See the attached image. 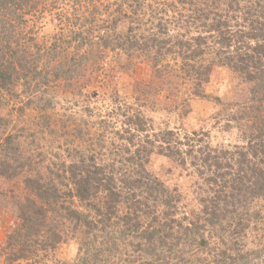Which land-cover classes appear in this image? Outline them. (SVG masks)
<instances>
[{"label": "rangeland", "instance_id": "rangeland-1", "mask_svg": "<svg viewBox=\"0 0 264 264\" xmlns=\"http://www.w3.org/2000/svg\"><path fill=\"white\" fill-rule=\"evenodd\" d=\"M167 2L28 0V5L15 14L9 7L11 1L6 0L5 7L0 3V27L4 21L14 25L13 35L0 38V62H16V54L26 56L13 83L0 85L1 126L25 154L10 169L16 171L14 176L0 174V249L7 235L20 226L22 206L29 201L41 203L25 185V178L39 179L50 192L53 186L58 187L63 193L58 209L68 204L81 207L71 199L66 177L57 173L61 170L60 163L68 162L67 149L71 154L73 149L84 150L89 144L100 149L99 152L111 149L116 153L124 149L127 141L120 140L119 133L133 132L125 131L130 128V115L141 113L152 128L149 134L172 130L181 141L186 136L203 135L204 141L199 143L205 150L208 146L233 151L235 145L247 143L233 122L228 125L222 119L224 114L228 115L223 112L224 104L240 105L247 99L250 86L238 74L225 66H213L204 84L208 97L200 98L191 94L192 88L182 86L181 79L170 80V71L180 63L174 53L178 47L170 42L160 49L154 46L144 52L124 51L130 43L126 36L133 42V35L156 33L159 39L166 40L183 33L184 37L178 35L173 39L175 44L178 40L189 41L195 35L190 25L186 27L175 14L170 17L178 21L164 27L161 20L162 27H156L159 18H164L163 13L168 16L174 13ZM16 4L15 1L11 5ZM177 9L182 12L180 7ZM159 28H163L162 34L157 32ZM198 32L203 38L207 35L201 26ZM106 41H111L108 47L104 45ZM153 56H159L158 61H152ZM217 98L221 103L215 102ZM100 139L102 146H95ZM191 139L197 147L198 137ZM188 158L185 166H181L174 157L165 158L153 152L146 170L167 188H175L181 194L179 209L193 215L201 207L198 199L208 196L209 190L202 185L205 174H198V159ZM227 181L230 183V179ZM244 187L249 195L248 190L252 189L249 182ZM231 199L233 208L239 209L238 215L245 207L248 211L246 232L239 237L244 244L243 260L246 264H264V196L249 201L240 197ZM219 231L222 232L217 229L206 233L207 241L209 238L213 241L209 249L202 247L201 258H212V247L221 246L215 237L221 236ZM58 246L54 257L57 260L70 262L78 254L79 245L75 242ZM229 254L232 259V253L226 250V258ZM139 260L134 259L132 264H142ZM182 261L181 264H189L188 260Z\"/></svg>", "mask_w": 264, "mask_h": 264}, {"label": "trees", "instance_id": "trees-1", "mask_svg": "<svg viewBox=\"0 0 264 264\" xmlns=\"http://www.w3.org/2000/svg\"><path fill=\"white\" fill-rule=\"evenodd\" d=\"M9 1L17 3L9 5L12 14L28 5V0ZM0 3L6 6V0ZM167 6L174 13H163L164 18H159L156 27L161 20L164 27L178 21L170 17L175 14L186 27L190 25L195 35L175 44L173 39L178 35L184 37L183 33L173 39L167 37V41L159 39L156 33L133 35V42L126 36L130 43L124 51L144 52L154 46L160 49L170 42L178 47L174 53L180 59L177 70L170 71V80L181 79L180 84L192 88L190 93L200 98L208 97L204 84L213 66H225L238 74L250 86L247 99L240 105L224 104L223 112L228 115L224 114L222 119L226 124L233 122L247 143L235 145L233 151L208 146L205 150L199 143L204 141L203 135L186 136L181 141L172 130L149 134L152 128L147 119L141 113L130 115V128L125 131L133 132L119 133V139L127 141L124 149L113 153L102 147V153L91 144L84 150L73 149V154L67 149L68 162H61L57 173L66 177L71 199L81 207L68 204L58 209L63 198L58 187L53 186L50 192L39 179L25 178V185L41 203L29 201L22 206L20 226L7 235L0 249L3 264H132L138 258L142 264H181L182 260L189 264H246L244 244L239 237L246 232L248 211L245 207L238 215L239 209L233 208L231 198L249 201L264 196V0H168ZM200 26L207 33L204 38L198 32ZM12 28L11 22L4 21L0 38L13 35ZM162 30L157 32L162 34ZM110 43L106 41L104 45L108 47ZM24 57L16 54V62H0V85L13 83ZM157 57L153 56L152 61H158ZM215 102L221 100L217 98ZM0 129V174L12 177L16 171L10 169L25 154L12 136L3 131L1 120ZM196 137L197 147L191 139ZM100 141L95 146H102ZM153 152L165 158L174 157L181 166H185L188 157L198 159V174H205L202 185L208 186L209 191L208 196L198 199L201 207L195 214L183 213L178 206L181 194L146 170ZM247 182L252 188L249 195L244 187ZM207 228L208 232L222 231L221 236H215L221 246L212 247V258H201L202 247L209 249L213 241L205 237ZM69 241L79 245L77 256L70 262L54 258L58 245ZM226 250H230L235 262L231 254V261L226 258Z\"/></svg>", "mask_w": 264, "mask_h": 264}]
</instances>
